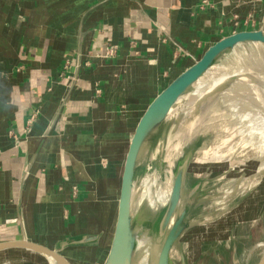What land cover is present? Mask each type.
Listing matches in <instances>:
<instances>
[{
	"label": "crops",
	"instance_id": "crops-1",
	"mask_svg": "<svg viewBox=\"0 0 264 264\" xmlns=\"http://www.w3.org/2000/svg\"><path fill=\"white\" fill-rule=\"evenodd\" d=\"M254 31L264 0H0V245L105 264L140 118L210 47ZM0 264L52 263L9 248Z\"/></svg>",
	"mask_w": 264,
	"mask_h": 264
},
{
	"label": "rangeland",
	"instance_id": "rangeland-1",
	"mask_svg": "<svg viewBox=\"0 0 264 264\" xmlns=\"http://www.w3.org/2000/svg\"><path fill=\"white\" fill-rule=\"evenodd\" d=\"M232 55L231 51L224 53L216 61L213 69L226 68ZM229 84L200 100L204 102V107L199 106L195 115L188 120V123L193 122V131L196 132L192 133L189 142L172 164L167 162V156L169 142L176 128L173 117L169 116L143 148L136 169L132 196V217L137 236L133 264H157L165 239L159 225L167 204L159 202L155 208L151 206L144 181L157 180L158 186H153L152 192L158 188L166 192L173 184L178 165L188 155L191 157V163L183 193L184 202L189 201L190 189L199 179L203 180V190L207 195L195 215L189 218L187 230L175 244L171 253V264H181L182 254L186 257V264H217L213 259L214 255L218 256L219 246L230 240L235 241L244 251L241 261H237L236 264L251 263L249 260L251 257H254L252 263L257 264L262 257L261 254L264 253L262 227L253 230L254 237L250 245L235 236L238 226L254 225L264 221V154L241 138L239 121L233 117L235 112L229 104L222 102V96ZM260 88L264 94V86ZM195 89L194 86L177 103L174 111L187 104L194 96ZM209 212L215 214L206 218V213ZM222 217H227L231 221L228 233L220 235L221 237L219 234H213L211 238H208V235L206 238L202 236L198 238L200 243L197 244V234L206 231L205 228L210 226L211 222L215 224V220ZM243 229L251 232L248 227ZM216 232H219V228H216ZM203 233L206 235V232ZM143 239L148 243L146 247L140 245ZM206 240H209V243ZM193 250L196 251L195 254L192 253ZM207 255L211 257L207 259L205 257ZM219 259L220 264H232L231 260L225 263L220 257Z\"/></svg>",
	"mask_w": 264,
	"mask_h": 264
},
{
	"label": "water",
	"instance_id": "water-1",
	"mask_svg": "<svg viewBox=\"0 0 264 264\" xmlns=\"http://www.w3.org/2000/svg\"><path fill=\"white\" fill-rule=\"evenodd\" d=\"M244 40H252L255 43L264 46V31L239 32L226 37L210 47L194 66L177 77L150 103L147 110L140 118L129 145L124 165L118 219L111 250L105 264H133L137 237L134 233L135 223L132 217V196L136 169L143 148L156 131L167 121L177 103L207 72H209V70L213 68L216 61L224 53L228 52L235 44ZM235 81H237L236 78L228 79V81L223 83V85H220V89L226 84L233 83ZM216 90L217 88L208 92L207 95L217 92ZM190 163L191 157L188 155L178 165L177 171L173 177L172 191L166 205V209L161 216L159 225L160 232L163 235H166L167 232L168 234L159 252L157 264H170L172 249L185 232L187 219L197 201L196 200L195 203L187 207L182 213H180V215H178V209L183 196ZM200 185L201 184H198L191 191L189 199H191L199 190ZM93 240L94 237L83 236L74 239L71 242L63 243L61 246L65 248L70 245L87 244ZM9 248H19L39 253L47 258V260L52 264H70L67 259L58 253L59 250H51L35 243L19 241L0 245V251ZM182 261V264H186L184 255H182ZM257 264H264V253Z\"/></svg>",
	"mask_w": 264,
	"mask_h": 264
},
{
	"label": "bare ground",
	"instance_id": "bare-ground-1",
	"mask_svg": "<svg viewBox=\"0 0 264 264\" xmlns=\"http://www.w3.org/2000/svg\"><path fill=\"white\" fill-rule=\"evenodd\" d=\"M240 46H248V48L234 53L231 59L228 60L226 68L217 70L212 68L195 84L196 88H198L196 89L198 92L203 87L205 89L197 99L196 103L193 105L192 109H190L187 117L180 124L179 128L173 135V138L169 142L170 149L167 156L168 163L172 164L173 160L179 154H181L185 144L189 142L192 133L196 132L193 131V122L188 123V120L195 115L194 113L199 106L202 108L204 102H200V100L206 96L208 92L213 91L216 88V91H219L221 87L220 85H223V83L228 81L230 78H236L237 81L229 84L228 89L222 96V102L229 104L235 112L233 117L237 118L239 121V130L242 133L241 138L257 147L258 150L264 154V94L263 90L260 88V86H264V46L255 43L252 40H244L235 44L229 51L236 50L237 47ZM258 47H263V49L258 50ZM212 97L213 96H211V98ZM210 136L212 137V135ZM145 185L147 186V194L151 206L155 208L158 206L159 202H162L163 204L168 203L173 184L166 192H163L161 188H158V190L152 192V187L158 186L157 180H153L151 182L149 179H147ZM214 223L215 224H212L211 222V225L205 228L206 231L203 232H206V235H204L203 232H199L197 234V244L200 243L198 238H202V236H204L203 238H206L207 235L209 236L208 238H211L213 234H219V236H223L228 233L231 227V221L227 217H222L219 220H215ZM216 228H219V232H216ZM206 241L209 243V240ZM140 245L141 247H146L148 243L143 239L140 241ZM194 250L192 253L195 254L196 251Z\"/></svg>",
	"mask_w": 264,
	"mask_h": 264
},
{
	"label": "flooded vegetation",
	"instance_id": "flooded-vegetation-1",
	"mask_svg": "<svg viewBox=\"0 0 264 264\" xmlns=\"http://www.w3.org/2000/svg\"><path fill=\"white\" fill-rule=\"evenodd\" d=\"M187 179H188V174H187V177H186V181H185V184H186V182H187ZM198 184H201L200 185V188H199V190L194 194V196L191 198V199H189V201H186V202H184V198H183V196H182V198H181V203H180V206H179V209H178V213L180 212V210H181V208H182V211L180 212V213H182L187 207H189L190 205H192L193 203H195V201H196V203H195V206L193 207V209H192V211H191V213L189 214V217H188V219H187V223H188V220H189V218L190 217H193L194 215H195V213H196V210H198V207L201 205V202L203 201V199L205 198V196L207 195V194H205V192H204V190H203V185H204V182H203V180H201V179H199V180H197L194 184H193V186L191 187V189H190V192H189V194L191 193V191L198 185ZM184 188H185V186H184ZM184 193V192H183ZM210 193V192H209ZM215 193V192H214ZM215 213H213V212H209V213H206V218L207 217H211V216H213ZM178 215H180V214H178ZM220 219V218H219ZM240 227V228H239ZM250 228L251 229V232L249 233V232H247V231H244V229L243 228ZM261 228L262 227V229L264 230V221H261V223H256V224H252V225H248V226H244V225H241V226H238V228H237V230H236V234H235V236L237 237V238H239V240H245L246 241V243H247V245H250L251 244V241L253 240V237H254V233H253V230L255 229V228ZM187 230V224H186V229H185V231ZM246 232V233H245ZM185 233V232H184ZM183 233V234H184ZM237 233H238V235H237ZM167 234H168V232H167ZM167 234L165 235V238H166V236H167ZM182 234V235H183ZM182 237V236H181ZM180 237V238H181ZM164 241H165V239H164ZM164 243V242H163ZM177 243V242H176ZM175 246V245H174ZM247 247V246H246ZM174 248V247H173ZM241 248V249H240ZM136 250V249H135ZM173 250V249H172ZM247 250H245V252H246ZM219 253H218V256H216V255H214V257H213V259L214 260H216V263L217 264H220L219 263V261H220V259H219V257L223 260V262H225V263H228V261H230L231 260V262H232V264H236V262L237 261H241V259H242V254H243V252L244 251H242V247L241 246H238V244L237 243H235V241H229V242H225L224 244H221L220 246H219V251H218ZM172 253V252H171ZM208 254V253H207ZM235 254H236V257H235ZM183 255V254H182ZM182 255H181V262H183L182 261ZM207 258L209 257H211V256H206ZM184 258H185V263H186V257H185V255H184ZM201 258V257H200ZM171 256H170V264H171ZM250 262L251 263H248V264H253L252 262H253V260H254V257H251L250 259ZM182 264V263H181Z\"/></svg>",
	"mask_w": 264,
	"mask_h": 264
},
{
	"label": "built area",
	"instance_id": "built-area-1",
	"mask_svg": "<svg viewBox=\"0 0 264 264\" xmlns=\"http://www.w3.org/2000/svg\"><path fill=\"white\" fill-rule=\"evenodd\" d=\"M116 49H117V47H113V48L111 49V53L114 54L115 51H116ZM75 191H77V190L75 189Z\"/></svg>",
	"mask_w": 264,
	"mask_h": 264
}]
</instances>
